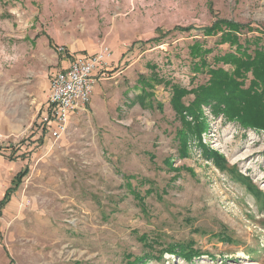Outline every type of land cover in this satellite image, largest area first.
Segmentation results:
<instances>
[{"label": "rangeland", "instance_id": "374dc122", "mask_svg": "<svg viewBox=\"0 0 264 264\" xmlns=\"http://www.w3.org/2000/svg\"><path fill=\"white\" fill-rule=\"evenodd\" d=\"M10 17L58 56L114 58L104 99L60 140L0 135V201L29 171L0 217V264H264V130L199 90L209 69H238L206 29L237 23L250 54L264 0H0V33Z\"/></svg>", "mask_w": 264, "mask_h": 264}, {"label": "crops", "instance_id": "0c3cea01", "mask_svg": "<svg viewBox=\"0 0 264 264\" xmlns=\"http://www.w3.org/2000/svg\"><path fill=\"white\" fill-rule=\"evenodd\" d=\"M19 20L7 19V31L0 33V135L9 138L14 145L25 137L46 135L49 145L53 124L49 105L50 81L57 72L69 67L73 54L58 56L48 34L21 29L17 26ZM7 59L10 62L4 64L2 61ZM106 71H109L108 67L97 75L92 101L87 108L93 104L97 106L98 98L104 99L103 86L110 79H106ZM80 113L72 114L69 126Z\"/></svg>", "mask_w": 264, "mask_h": 264}, {"label": "trees", "instance_id": "16d2710c", "mask_svg": "<svg viewBox=\"0 0 264 264\" xmlns=\"http://www.w3.org/2000/svg\"><path fill=\"white\" fill-rule=\"evenodd\" d=\"M239 27L235 22L221 20L216 22L211 29H206L205 34L207 36L221 34L220 44H228L231 49H236L235 52L231 51L223 56L215 57V59L217 58L216 62L234 64L238 66V69L232 73L225 71L222 67L209 69V73L212 76L210 87L201 86L199 88L200 95L203 97V102L216 101V107L213 110L215 114L222 111L229 115L232 120H238L243 126L264 130V47L256 41H253V43L250 41V43H246V48H251L252 45L250 44H253L254 49L252 47V53H246L241 43L238 42ZM205 66H207V63L203 61L202 68L195 70L203 71ZM249 73H252L254 80L245 89L241 80ZM182 96L183 94L177 93L174 104ZM198 97L200 98V96ZM253 101H255V104H253ZM188 110L192 111V109ZM151 158L154 159V156H151ZM28 173V168L18 173L11 186L7 189L4 199L0 202V217L2 216L3 208L10 202L12 195ZM239 178H241V183L244 182L245 178L243 176ZM186 259L191 260L192 258L188 257Z\"/></svg>", "mask_w": 264, "mask_h": 264}, {"label": "built area", "instance_id": "2783aa9c", "mask_svg": "<svg viewBox=\"0 0 264 264\" xmlns=\"http://www.w3.org/2000/svg\"><path fill=\"white\" fill-rule=\"evenodd\" d=\"M59 54H66L65 47H58ZM113 51L102 46L94 55L73 56L66 70L57 72L50 81L49 105L53 124L50 138L60 140L68 133L74 112L90 105L97 84V75L113 62Z\"/></svg>", "mask_w": 264, "mask_h": 264}]
</instances>
